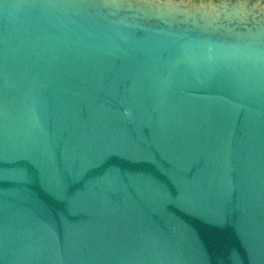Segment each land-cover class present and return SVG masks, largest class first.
Instances as JSON below:
<instances>
[{
    "label": "water",
    "instance_id": "obj_1",
    "mask_svg": "<svg viewBox=\"0 0 264 264\" xmlns=\"http://www.w3.org/2000/svg\"><path fill=\"white\" fill-rule=\"evenodd\" d=\"M0 264H264V0H0Z\"/></svg>",
    "mask_w": 264,
    "mask_h": 264
}]
</instances>
